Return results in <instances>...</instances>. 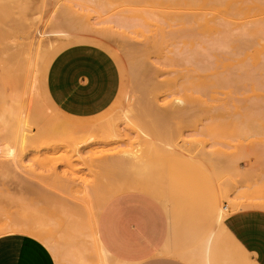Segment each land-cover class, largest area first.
I'll return each mask as SVG.
<instances>
[{"label":"rangeland","instance_id":"rangeland-1","mask_svg":"<svg viewBox=\"0 0 264 264\" xmlns=\"http://www.w3.org/2000/svg\"><path fill=\"white\" fill-rule=\"evenodd\" d=\"M175 12L169 0H0V102L12 107L0 120V227L20 217L44 223L56 245L33 237L58 264L232 258L215 219L225 213L228 229L240 211L264 212L261 40L252 43L257 68L241 73L243 82L208 86L201 73L172 63L175 48L155 31L154 25L172 23ZM73 47L99 49L113 64L116 90L98 113L70 114L48 95L51 64ZM209 60L216 69L218 59ZM137 178L154 186L133 188L128 182ZM68 183L76 189L70 195ZM62 194L75 212L68 220L56 205ZM87 194L107 199L100 208L77 204ZM129 196L142 204L118 210L122 229H104L105 204Z\"/></svg>","mask_w":264,"mask_h":264},{"label":"bare ground","instance_id":"bare-ground-1","mask_svg":"<svg viewBox=\"0 0 264 264\" xmlns=\"http://www.w3.org/2000/svg\"><path fill=\"white\" fill-rule=\"evenodd\" d=\"M169 1H171L173 3V6L175 7L176 12L174 14V20L172 21V23H165L163 25L160 24L154 25V28L155 31L161 36L163 40H166L167 42L170 43L172 47L175 48L174 58L172 59L173 64L182 65L184 67L189 66L186 67L185 69L189 73H197V72L201 73L200 80L202 84H206L208 86H214V85L223 86L229 84V82L234 83V85L240 84L245 80V77L243 78L241 73H243V75L245 73L246 74L252 73L253 72L252 68H257V66L253 63V61L255 60V55L253 53L252 43H254L255 41L254 39L256 37H259L261 40L259 46L262 51L264 50V25L261 24V21L264 19V0H169ZM185 16L187 17V20H182L183 17ZM197 17L199 19H197ZM199 47L203 49L204 51L203 53H199V51L197 50ZM221 48L222 49L226 48L225 53H219V51L221 52ZM205 52H209V53L206 54ZM260 53L261 51H259V54ZM212 57L218 59V62L216 64V69L214 68V64L209 60ZM223 57H225L230 63L225 65L222 62ZM219 68L224 69V71L228 74L227 77L228 76L231 77L229 73L231 74L236 73L235 76L237 78L236 79H233L232 77L224 78V76H220L219 71H217V69ZM258 68H261L260 70L262 71L261 65H259ZM9 69L7 70L9 71ZM9 72H11V70ZM248 81L250 82L252 80L250 79ZM36 84H37V79L35 80L32 86V93L34 97L37 98V93L39 92H37L38 90ZM202 89L203 87H201V89L199 90L201 91ZM189 96L191 99L194 98V94L193 96L192 94ZM199 99L200 98H198V100ZM201 102L202 100L200 101V103ZM11 108L12 107L6 110L5 112L6 114L2 117V122L6 119L8 113H10ZM183 112L184 111H182L181 113ZM26 126H28V124ZM26 126L25 128H22V130L19 127V129L21 130L20 135H22L23 144L27 143L30 134ZM21 127H23V125H21ZM19 138L20 137H18L16 140H18ZM73 138L74 137H72V139ZM154 150L156 151V148H154ZM182 152L184 154L186 153L183 150ZM178 153L181 154L180 152ZM155 154H157V152ZM186 154L189 155V153ZM140 162L141 161L139 159V163ZM4 169H6V167ZM68 184L64 185V188L67 189L66 186L72 187V188L69 187V189L66 190L69 192L70 189H74L73 188L74 185L72 183L70 185ZM75 190L76 189H74V191L73 190L70 191L75 192ZM98 193L100 192L98 191ZM63 194H67V192ZM63 194L61 196V198L63 197V199L58 200L56 202V205H58L59 207L60 215H62L63 217L65 216V218L68 220L71 215L75 214V212L70 211L71 209L69 210L68 205L70 202L69 200H67L68 202H65L66 201L65 199L67 198H64ZM91 194L93 193L91 192ZM94 194L92 196H94ZM103 195L100 197L91 198L90 195L87 194V198L84 199L85 201L80 199L81 202L77 204H81L82 202L84 204L85 202L90 204L92 202L95 205H97L98 208H100L103 205L104 201L107 199L104 198L105 196ZM44 200H45L44 202H46L47 198H44ZM65 203L66 204L68 203V205H66ZM225 215H226L225 213L221 212L219 220L224 219ZM21 218H25V217H20L15 221L4 223V225L0 227V235H3L5 233H25L32 236H36L40 240L49 241L50 244L56 245L55 241L50 237H48L47 228L44 223L40 224V222H38L37 220H34L35 223H33V221L30 220L32 219L30 217L29 220L26 219L27 217L25 219H21ZM36 222H38V224Z\"/></svg>","mask_w":264,"mask_h":264},{"label":"crops","instance_id":"crops-1","mask_svg":"<svg viewBox=\"0 0 264 264\" xmlns=\"http://www.w3.org/2000/svg\"><path fill=\"white\" fill-rule=\"evenodd\" d=\"M116 83L113 64L101 50L93 47H73L59 54L51 64L46 88L52 101L64 111L75 115H91L109 105ZM8 104L0 102V120ZM128 183L136 189L154 186L140 178ZM161 192H164L162 188ZM141 204L142 200L137 196H129L123 201H108L100 213L106 219L104 229H122L117 218L118 210ZM219 218L220 214L215 222L222 228L233 248L232 258L193 259L191 264H264V212L240 211L228 219V229L224 228V219ZM0 264L58 262L50 248L39 239L23 233H8L0 236Z\"/></svg>","mask_w":264,"mask_h":264}]
</instances>
